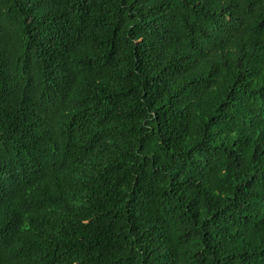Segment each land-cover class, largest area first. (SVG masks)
I'll use <instances>...</instances> for the list:
<instances>
[{
	"label": "trees",
	"instance_id": "1",
	"mask_svg": "<svg viewBox=\"0 0 264 264\" xmlns=\"http://www.w3.org/2000/svg\"><path fill=\"white\" fill-rule=\"evenodd\" d=\"M0 264H264V0H0Z\"/></svg>",
	"mask_w": 264,
	"mask_h": 264
}]
</instances>
